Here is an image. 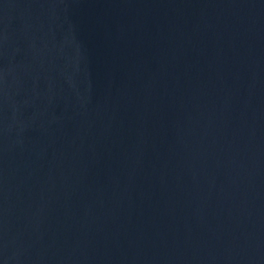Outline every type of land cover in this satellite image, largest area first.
<instances>
[{"label":"water","instance_id":"obj_1","mask_svg":"<svg viewBox=\"0 0 264 264\" xmlns=\"http://www.w3.org/2000/svg\"><path fill=\"white\" fill-rule=\"evenodd\" d=\"M0 264H264V0H0Z\"/></svg>","mask_w":264,"mask_h":264}]
</instances>
